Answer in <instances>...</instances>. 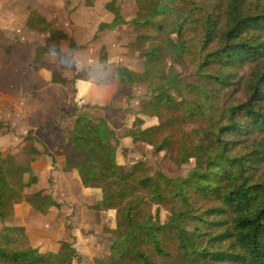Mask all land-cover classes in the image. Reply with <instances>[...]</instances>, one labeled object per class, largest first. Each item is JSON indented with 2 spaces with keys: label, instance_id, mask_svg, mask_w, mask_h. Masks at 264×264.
Masks as SVG:
<instances>
[{
  "label": "trees",
  "instance_id": "obj_1",
  "mask_svg": "<svg viewBox=\"0 0 264 264\" xmlns=\"http://www.w3.org/2000/svg\"><path fill=\"white\" fill-rule=\"evenodd\" d=\"M221 1L139 0L127 23L141 69L105 59L106 75L95 82L115 95L136 84L149 88L127 134L178 175L152 174L142 159L129 163L104 118L95 124L80 115L60 130L69 152L86 159L75 171L84 188L99 190L94 210L113 211L104 264H264V172L256 175L264 164V7L228 0L217 20L210 7ZM105 8L115 22L122 19L115 0ZM39 30L51 52L73 50L43 16ZM163 53L168 65L159 60ZM172 53L191 61L194 81L185 82ZM249 63L254 68L239 75ZM36 139L32 131L24 136V161L0 160V264H83L71 242L41 251L25 226L13 224L12 202L43 214L58 206L49 188L25 192L38 182L35 165L48 151L40 152Z\"/></svg>",
  "mask_w": 264,
  "mask_h": 264
},
{
  "label": "rangeland",
  "instance_id": "obj_2",
  "mask_svg": "<svg viewBox=\"0 0 264 264\" xmlns=\"http://www.w3.org/2000/svg\"><path fill=\"white\" fill-rule=\"evenodd\" d=\"M110 1L0 0V160L24 161V136L32 131L37 138L33 141L34 146L40 152L45 148L48 151L42 153L40 162L35 165L38 182L25 192L49 188L58 204L43 214L27 205L12 202L13 224L25 226L32 245L41 251L59 240L71 242L81 254L83 264H104L111 236L106 228L113 227V211H95L93 205L99 197V190L84 188L79 182L75 168L85 166L86 159L69 152L65 134L60 132L71 127L67 117L86 115L95 124L104 118L116 133L115 137L121 140L129 163L142 159L150 166L152 174L161 172L174 177L179 173V169L163 160L161 154L134 143L127 134L134 117L132 113L138 111L140 102L148 98L149 88L145 84H136L115 95L113 87L95 83L106 75L105 59L112 65H125L134 71L141 69L142 51L135 45V35L127 23L139 10V0H115L122 14V19L116 22L113 14L105 8ZM242 4L244 8L245 5L262 8L264 0H245ZM227 7L228 0H223L213 3L210 9L217 20H223ZM39 15L49 22H57L61 15L57 23L66 24L73 42V50L67 51L73 70H66L65 77L72 73L73 83L57 81L49 85L51 94L44 88L37 98L20 77L28 80L25 77L28 59L31 61L39 44L47 43L45 35H37L35 22ZM21 20L25 23L19 24ZM84 21L88 31L75 28ZM102 23L111 26L98 30ZM3 44L7 45L3 47ZM172 54L179 60L177 68L185 82L194 81L191 61L185 56ZM159 60L165 65L170 62L165 53ZM10 61L13 69L9 67ZM254 65L246 64L239 75L247 76ZM40 72L42 70L34 73L35 76ZM51 80L52 77H48L47 82ZM260 103L264 104V101ZM262 172L264 164L256 175ZM147 207L148 204L144 206Z\"/></svg>",
  "mask_w": 264,
  "mask_h": 264
},
{
  "label": "crops",
  "instance_id": "obj_3",
  "mask_svg": "<svg viewBox=\"0 0 264 264\" xmlns=\"http://www.w3.org/2000/svg\"><path fill=\"white\" fill-rule=\"evenodd\" d=\"M66 7V6H65ZM41 15H39L38 17H36V22L37 23V35H45L47 38V43H41L39 44L34 52V56L31 58V61L28 59L27 63H26V72H28V74L25 75V77L27 76L28 80H24V77L21 76L20 79L22 81L25 82L26 84V88H29L33 91V95H35V97H39V92L40 90H43L44 88L47 89L48 94H51V91L49 90V85L50 84H55V82H59V83H65V82H70V84L72 85L73 83V74L72 73H68L71 72L73 70V64L70 63V55L69 52H67L68 50H64L62 54H55L51 49V41L49 40V36L47 34V32H40L39 30V18ZM48 16V15H47ZM44 17V16H43ZM49 17V16H48ZM47 17V18H48ZM61 20V15L58 21ZM57 21V22H58ZM30 22V21H28ZM27 22V23H28ZM49 22V21H48ZM57 22H49L50 26L53 28H56L58 30H60L61 32L64 33L65 37L70 39V33H68V31H66V24L62 23V25L58 24ZM25 23L24 20L19 21V24H23ZM34 24V23H33ZM75 28L81 31H88L89 27L86 29L85 27V21L83 23H78L75 25ZM28 44H30V42H28ZM7 44H3V47H5ZM24 45V43L22 44ZM40 46H43L41 48V50L47 49L49 48V51L47 52H41V50L39 49ZM66 48V44L64 49ZM70 51V50H69ZM9 67L11 69V61L9 63ZM42 70V72L39 73V75L35 76L34 73H36L37 71ZM68 71V77H65V71ZM49 72V73H48ZM47 73V74H45ZM59 73L58 76H54V74ZM48 77H52V80L50 82H47ZM30 80H32V83H30ZM2 85L0 84V87ZM1 94V93H0ZM1 97V95H0ZM48 102L51 101V99L48 96ZM74 116L72 118H66L67 122L68 120H70V124L73 120ZM1 135V134H0ZM2 149V148H0Z\"/></svg>",
  "mask_w": 264,
  "mask_h": 264
}]
</instances>
